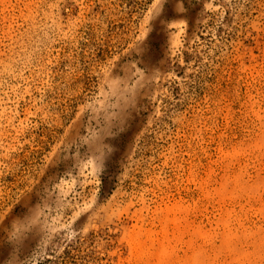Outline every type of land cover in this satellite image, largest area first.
I'll return each mask as SVG.
<instances>
[{"label":"rangeland","instance_id":"rangeland-1","mask_svg":"<svg viewBox=\"0 0 264 264\" xmlns=\"http://www.w3.org/2000/svg\"><path fill=\"white\" fill-rule=\"evenodd\" d=\"M0 264H264V0H0Z\"/></svg>","mask_w":264,"mask_h":264},{"label":"trees","instance_id":"trees-1","mask_svg":"<svg viewBox=\"0 0 264 264\" xmlns=\"http://www.w3.org/2000/svg\"><path fill=\"white\" fill-rule=\"evenodd\" d=\"M66 253V252H65Z\"/></svg>","mask_w":264,"mask_h":264}]
</instances>
